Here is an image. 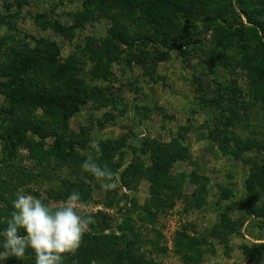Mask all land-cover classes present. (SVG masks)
<instances>
[{
    "label": "rangeland",
    "instance_id": "374dc122",
    "mask_svg": "<svg viewBox=\"0 0 264 264\" xmlns=\"http://www.w3.org/2000/svg\"><path fill=\"white\" fill-rule=\"evenodd\" d=\"M14 1L0 0V132L27 139H0V225L18 189L54 206L75 189L94 223L64 264H264V216L251 213L264 214V104L248 78L264 0H177L169 21L141 6ZM48 44L60 65H33ZM10 87L37 105L10 100ZM86 159L116 188L82 171Z\"/></svg>",
    "mask_w": 264,
    "mask_h": 264
},
{
    "label": "clouds",
    "instance_id": "9594fccd",
    "mask_svg": "<svg viewBox=\"0 0 264 264\" xmlns=\"http://www.w3.org/2000/svg\"><path fill=\"white\" fill-rule=\"evenodd\" d=\"M81 170L100 181L101 189L116 188L114 174L107 166L86 159ZM80 193L72 190L60 205L18 189L11 200L6 226L0 229V264L10 257L21 259L26 250L34 254L35 264H64L65 256L75 254L89 226L91 215L77 210Z\"/></svg>",
    "mask_w": 264,
    "mask_h": 264
},
{
    "label": "trees",
    "instance_id": "16d2710c",
    "mask_svg": "<svg viewBox=\"0 0 264 264\" xmlns=\"http://www.w3.org/2000/svg\"><path fill=\"white\" fill-rule=\"evenodd\" d=\"M15 1H14V3L8 2L7 4H5L7 9L14 7V5H17V1L16 2ZM241 1L242 0H237V2L239 4H242ZM87 2L91 5L103 7V9H108L109 7H111V4H115V5H119V6L121 5L123 7L129 6L132 8H136V6H141V7H144L145 14L149 15L151 18L168 19V21H169V19L172 18L175 11L182 9V7L177 2V0H87ZM246 16L249 20V23H252L253 19L251 18V15H246ZM257 23H258V26L261 27V30L263 31V35H264V22L260 21ZM75 28H76V26H75ZM55 29L58 33H60L64 36H68L70 34V32L74 29V27L73 26H67V27L61 28V26L57 25L55 27ZM263 39H264V37H263ZM42 42L44 44H46V42H44V41H42ZM132 42H134V40H132ZM38 45H40L39 42H38ZM47 47H48L47 51L45 48L43 50V53H42L41 48H38L39 50L37 52H39L40 54L42 53V57L40 60H38V56H36V53H35V55L32 54L31 58H32V64L33 65L37 64V62L38 63L39 62L44 63L45 65H50L52 63L56 64V65H60L59 64V52L56 49V47L53 46L52 44H48ZM32 64L30 62H28V64H26L23 67L24 70H26V68L32 67ZM62 69L67 70L69 68L62 66ZM248 78H251V81L249 83L251 97H253L256 101H261L264 104V53L262 54V57L258 60V63L256 65L249 67ZM10 88L11 89L7 93V97L10 98V100L14 101L15 103H19L22 100L21 103L25 104L26 102H24V101H27V103L29 105H33V104H36L39 100L38 94L31 93L29 91L25 92L24 90L20 91L21 89H15L12 91V87H10ZM22 127L24 128V125ZM25 132L26 131H23V129H22V131H18V129H17L14 131L11 130L10 132L9 131L0 132V139L3 140V142L5 143L4 147L7 148V146H12L14 148L17 145V143L24 142V140L27 139L25 136ZM243 149H245V148H243ZM32 151L38 152L37 149H32ZM256 172L261 173L263 176L264 167H262L260 169L259 168L256 169L255 174H256ZM230 210H231V208H230ZM229 213L230 212L228 211L226 214H224V216H226V215L228 216ZM251 213H254V214H252V216L253 215H257V216L260 215L259 217L264 216V214H262L261 212H258V211H254V212L252 211ZM261 215H263V216H261ZM5 226L6 225H4V224L0 225V229H3ZM90 226L93 227L92 224ZM118 229L123 231L124 228L122 226H119ZM124 237L125 236H121L120 237L121 239L120 238L114 239V237L111 236V237H109V239H111V240H119L120 239V240H124V241L128 242L129 240H125ZM127 245L129 246V244H127ZM128 246L125 248V252L123 254V255H125L124 256L125 258L128 257V253H129V251H128L129 247ZM200 255H201V252L199 250L198 256H200ZM14 263H10V264H14ZM15 264H35V263L31 260H28L24 263L20 262V263H15Z\"/></svg>",
    "mask_w": 264,
    "mask_h": 264
}]
</instances>
